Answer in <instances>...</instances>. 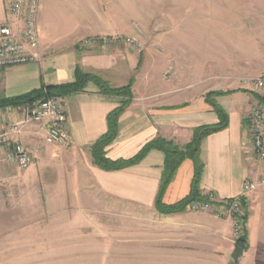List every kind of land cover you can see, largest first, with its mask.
Listing matches in <instances>:
<instances>
[{
    "label": "crops",
    "instance_id": "0c3cea01",
    "mask_svg": "<svg viewBox=\"0 0 264 264\" xmlns=\"http://www.w3.org/2000/svg\"><path fill=\"white\" fill-rule=\"evenodd\" d=\"M5 1L0 0V26L7 18ZM67 1L69 5L62 9L56 0H41L38 27L45 57L40 63L5 68L0 77V97L74 81L76 68L100 76L113 86H123L134 76L137 55L78 48L80 38L103 33L104 29L84 22L76 14L79 6L73 0ZM181 1L186 10L188 3ZM140 83L135 75L134 99L120 118L118 136L107 149L112 159L132 157L158 136L183 146L191 141L195 127L218 121L199 89L173 85L162 90L153 85L144 89ZM247 94L233 91L216 97L228 113L229 123L201 144L205 164L201 190L206 195L214 193L217 201L242 194L247 180L264 177V162L250 156L245 140L244 117L256 103V97ZM120 101L119 97L102 93L94 82H89L83 91L64 96L71 124L70 145L47 144L35 134L36 127L29 125L23 139L34 150L36 159L27 169L9 161L8 149L0 148V183L8 185V197L0 191V237L15 236L18 230L31 228L34 187L44 182L50 188V198L87 205L84 209L89 219L94 211L92 205H104L108 209L104 211L105 218L110 219L113 205L142 209L135 213L115 211L121 219L128 221L135 216L137 220L139 252L125 264H234L232 254L237 240L231 217L218 214L215 208H187L176 213L156 209L165 160L161 150H151L140 163L122 170L108 171L93 163L90 146L107 131V115ZM23 107L0 108V125L20 121ZM53 172L55 180L46 181L44 178L49 179L48 174ZM193 176L194 162L185 159L164 194V203L174 204L187 197ZM246 202L247 242L238 264H264V187L248 194ZM124 232L129 234L128 222Z\"/></svg>",
    "mask_w": 264,
    "mask_h": 264
},
{
    "label": "rangeland",
    "instance_id": "374dc122",
    "mask_svg": "<svg viewBox=\"0 0 264 264\" xmlns=\"http://www.w3.org/2000/svg\"><path fill=\"white\" fill-rule=\"evenodd\" d=\"M56 1L62 9L69 5ZM180 1L73 0L84 22L104 29L76 44L87 52L137 55L132 78L135 83L137 75L144 89L173 85L199 89L204 97L212 91L252 94L244 80L264 72V0H183L186 10ZM48 175L46 181L55 180L54 172ZM0 184L8 197L7 183ZM40 184L34 187L31 228L0 237V264H125L136 258L137 220L121 219L115 211L142 209L113 205L110 219L104 205H92L89 219L87 205L61 203ZM127 222L129 234L124 232Z\"/></svg>",
    "mask_w": 264,
    "mask_h": 264
},
{
    "label": "built area",
    "instance_id": "2783aa9c",
    "mask_svg": "<svg viewBox=\"0 0 264 264\" xmlns=\"http://www.w3.org/2000/svg\"><path fill=\"white\" fill-rule=\"evenodd\" d=\"M5 4L7 18L0 26V77L7 67L40 63L45 57L38 27L41 0H6ZM107 42L108 39H103V43ZM86 43L87 41L84 42ZM244 83L256 96L254 107L244 117L245 140L250 156L258 162H264V72L246 78ZM23 106L20 121L0 125V148L8 149L9 161L26 169L35 159L34 150L23 139L27 127L34 125L35 134L47 144L68 146L71 142V124L64 96L49 95ZM263 185L264 177L247 180L244 191L236 197L217 201L214 193H209L207 201L190 203L188 208L193 211L215 208L218 214L228 215L232 218L234 236L238 239L243 228L242 201Z\"/></svg>",
    "mask_w": 264,
    "mask_h": 264
},
{
    "label": "trees",
    "instance_id": "16d2710c",
    "mask_svg": "<svg viewBox=\"0 0 264 264\" xmlns=\"http://www.w3.org/2000/svg\"><path fill=\"white\" fill-rule=\"evenodd\" d=\"M89 82H94L102 93L119 97L121 100L119 106L114 108L107 115V131L90 146L93 163L95 165L108 171L122 170L140 163L151 150H161L165 155V160L161 175L160 189L155 204L156 209L161 213H176L186 210L190 203L207 201L209 199V196L203 194L201 190L202 175L205 167L204 161L201 157V144L208 135L219 132L228 126V113L218 103L216 97L228 94L230 93L229 91H212L205 96L206 102H208L216 112L218 121L214 124H205L195 127L193 129L192 139L187 144L180 146L173 140L158 136L148 141L134 156L119 159L110 158L107 154V149L118 136L120 118L133 101V78L123 86H113L100 76L76 68L74 81L62 84L44 85L41 88L34 89L18 96L0 97V108L32 104L49 95L67 96L85 90ZM252 94L255 96L254 93ZM185 159H191L194 162V176L192 179L190 194L177 203L166 204L163 201L164 194L173 180L179 166ZM242 208V235L237 241L241 247H245V243L247 242V230L245 224L249 217V208L246 198L242 201Z\"/></svg>",
    "mask_w": 264,
    "mask_h": 264
},
{
    "label": "water",
    "instance_id": "95a60500",
    "mask_svg": "<svg viewBox=\"0 0 264 264\" xmlns=\"http://www.w3.org/2000/svg\"><path fill=\"white\" fill-rule=\"evenodd\" d=\"M243 252H244L243 247H241L239 245V242L236 241L235 249H234L233 254H232L234 264H238V261H239L240 257L242 256Z\"/></svg>",
    "mask_w": 264,
    "mask_h": 264
}]
</instances>
